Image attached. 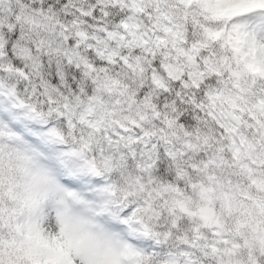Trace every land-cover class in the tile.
<instances>
[{"label":"snow or ice","instance_id":"6c2138e0","mask_svg":"<svg viewBox=\"0 0 264 264\" xmlns=\"http://www.w3.org/2000/svg\"><path fill=\"white\" fill-rule=\"evenodd\" d=\"M0 264H264V0H0Z\"/></svg>","mask_w":264,"mask_h":264}]
</instances>
